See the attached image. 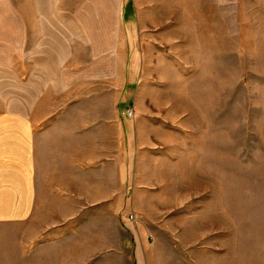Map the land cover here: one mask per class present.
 <instances>
[{"label": "rangeland", "instance_id": "1", "mask_svg": "<svg viewBox=\"0 0 264 264\" xmlns=\"http://www.w3.org/2000/svg\"><path fill=\"white\" fill-rule=\"evenodd\" d=\"M27 72L32 100L91 123L94 153L113 160L120 136L125 204L103 212L135 244L264 264V0H0V109ZM0 229V264H71L90 242L38 253Z\"/></svg>", "mask_w": 264, "mask_h": 264}, {"label": "crops", "instance_id": "2", "mask_svg": "<svg viewBox=\"0 0 264 264\" xmlns=\"http://www.w3.org/2000/svg\"><path fill=\"white\" fill-rule=\"evenodd\" d=\"M33 30L39 40L41 25ZM28 31L26 22L21 35L24 57ZM21 75L20 87L10 89L11 98L0 109V228L11 231L19 226L26 241H37L38 253L45 250L44 241L55 243L60 237L63 247L75 236H86L90 242L71 264H189L188 246L174 250L170 239L169 249L159 254L146 245L141 233L135 244L121 219L103 212L121 210L125 204L120 136L113 160L106 153H94L91 123H66L61 109L46 107V99L41 106L39 96L50 95V88L37 89L36 103L30 98L35 91H30L28 72ZM30 230L36 232L31 238ZM65 233L66 238L60 236Z\"/></svg>", "mask_w": 264, "mask_h": 264}, {"label": "built area", "instance_id": "3", "mask_svg": "<svg viewBox=\"0 0 264 264\" xmlns=\"http://www.w3.org/2000/svg\"><path fill=\"white\" fill-rule=\"evenodd\" d=\"M132 114H133V111H132V109L129 107V108L126 110V115H127V117H131ZM128 218H129L131 221H134V220H135V217H134L133 215H130Z\"/></svg>", "mask_w": 264, "mask_h": 264}, {"label": "bare ground", "instance_id": "4", "mask_svg": "<svg viewBox=\"0 0 264 264\" xmlns=\"http://www.w3.org/2000/svg\"><path fill=\"white\" fill-rule=\"evenodd\" d=\"M166 45L168 46V44H166ZM167 46H166V47H167Z\"/></svg>", "mask_w": 264, "mask_h": 264}]
</instances>
